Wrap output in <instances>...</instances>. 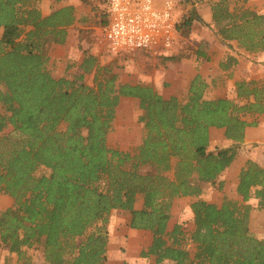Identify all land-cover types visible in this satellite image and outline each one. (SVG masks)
Wrapping results in <instances>:
<instances>
[{"label": "trees", "instance_id": "1", "mask_svg": "<svg viewBox=\"0 0 264 264\" xmlns=\"http://www.w3.org/2000/svg\"><path fill=\"white\" fill-rule=\"evenodd\" d=\"M39 1L0 0V193L14 201L0 212V241L18 264H32L27 249L39 247L47 264H106L116 210L131 214L132 229L152 233L143 257L155 264H264V239L251 231L246 204L255 198L264 208V167L249 160L241 169L242 201L201 199L235 161L246 129L264 116V82L237 81L235 99L207 100V83L197 75L184 99L165 98L153 85L122 82L116 61L103 64L88 51L80 74L56 77L51 50L66 43L76 9L65 5L44 15ZM81 2L96 11L97 0ZM195 22L210 27L192 6L180 20V36L190 37ZM212 23L223 41L264 52V14L219 0ZM122 98L139 100L142 111L144 134L134 150L108 143ZM212 128L224 129L234 146L209 151ZM42 168L48 173L38 174ZM180 198L195 199L189 237L180 224L170 228Z\"/></svg>", "mask_w": 264, "mask_h": 264}, {"label": "rangeland", "instance_id": "2", "mask_svg": "<svg viewBox=\"0 0 264 264\" xmlns=\"http://www.w3.org/2000/svg\"><path fill=\"white\" fill-rule=\"evenodd\" d=\"M229 1L231 9L245 7L242 6L241 1ZM106 2V0H97V3H94V6H97V8L100 9L99 5ZM177 2L178 17L180 21L183 16L188 14L192 6H195L196 8L197 4L204 3L211 5L212 8V4L215 1L191 0V3L189 4L186 0H177ZM60 6H65V0L62 3H56L54 0H41L38 2V7L49 13ZM84 7L88 10L92 9V6L84 5ZM101 10L100 16L103 18ZM92 11H95V9ZM91 17L92 20L91 22H88V25L73 29L75 32L73 46L68 49L63 47L65 50L62 52L63 59L58 62V65L50 63L49 68L54 76H57L56 69L58 67L62 68L65 71V76L69 78H73V76L80 74L81 71L78 66L84 58L85 51H88L89 53L97 56L103 64L116 61L119 66L122 82L153 85L165 98L177 96L184 99L188 94L191 80L202 70L204 73L208 74L207 79L209 83L207 84V89L205 91V98L207 100L218 98L235 99V82L237 81L255 80L264 82V62L262 60H258V58L255 60L251 56L246 57V64L242 68L241 73L247 77H240L239 80L236 81L231 80L232 77L229 79V75L227 73H223V71L218 68L215 63L219 60V58H221L220 52L222 49L226 47H232V49H234V46H237L239 49L241 48L235 41H233L235 45H231L230 42L223 41L218 35L217 29L213 23L206 22L210 25V27H208L199 22H195L196 28L194 31L192 29L190 37L183 38L179 36L178 43L169 52L155 54L145 51H137L134 53L115 56L109 52L108 47L102 42V34L105 28L104 22L103 24H94V15L91 14ZM241 50L247 52L244 49ZM198 51H203L206 54V57H199L197 54ZM203 64L205 67L201 68ZM67 66L69 68H67ZM92 80V76L87 77V82L89 84H92ZM141 115L142 111L139 107V100L132 98H124L121 100L116 110L113 131L110 133L108 139V143L112 148H119L121 150L128 151L134 150L140 145L144 134V126L139 121ZM11 129L12 128H9L6 132H10ZM211 132L212 136L216 138V143L209 145V151L216 152L218 150L234 146L232 141L227 140L224 129L212 128ZM253 157L259 158V160L256 161L252 159ZM249 160L257 163L259 162L258 164L264 167V149L260 148L258 144L245 146L243 143L239 145L235 163L236 167L228 171L231 173L229 178L226 180L222 179L225 176L224 172L216 184L206 186L201 199L218 205H221L225 199L242 201V198L236 193V188L240 171L244 167L243 165H245ZM45 173H48V171L44 168L40 169L38 172V174ZM226 181L229 182V185L225 184ZM221 182L223 183L222 190L219 189ZM194 201L195 199L193 198L177 199L174 202L172 210L170 228H173L175 224L182 225L187 237L190 236L194 229V216L191 210V204ZM13 203L14 201L11 197L0 193V212L10 208ZM246 204L251 206V231L256 237L264 239V208L259 207L258 200L255 198H252ZM113 215H119L121 217L131 216L129 212L112 213L108 224L109 233V230L111 229L110 221ZM149 234L152 236L151 232ZM187 248L191 252L194 251V246L191 242H189ZM128 249L129 247L124 244L116 243L113 245V251L115 253H117L116 251L118 250L121 251V253H125ZM27 253L32 258V264H47L40 247L27 249ZM138 253L139 251L137 254ZM0 264H18V255L11 254L9 250L3 246L1 241ZM147 264H155V258H150L147 261Z\"/></svg>", "mask_w": 264, "mask_h": 264}, {"label": "crops", "instance_id": "3", "mask_svg": "<svg viewBox=\"0 0 264 264\" xmlns=\"http://www.w3.org/2000/svg\"><path fill=\"white\" fill-rule=\"evenodd\" d=\"M104 4H100V9H96V11H92V9L88 10L85 9L84 4L81 2V0H65V5H72L76 9V16L77 21L74 25L70 26L68 28V36L67 41L65 45H55L53 46L51 50V64L58 65V62L62 60V52L65 51V49L70 48L73 46L74 40H75V32L73 29L76 27H83L88 25V22H91L92 17L91 14L94 15V24H100L104 22L102 16H100V10L102 11V14H104L105 10H107L108 0ZM219 1V0H214ZM241 1L242 6H245L247 8H251L253 10H256L260 12L261 14H264V0H237V2ZM214 3V2H213ZM237 6V5H236ZM84 9V10H83ZM196 9L199 13V15L205 20L207 23H212V8L209 4L200 3L197 4ZM44 15H48L49 12L42 10ZM89 13V14H87ZM196 24L193 25V31L195 30ZM106 27V26H105ZM231 45H235L234 42H230ZM221 58L216 61L215 64H217L218 68L223 71V73H227L229 76L228 78L231 80L236 81L239 80L240 77H247L243 73H241L242 68L245 66V59L247 56L253 57L255 60H262L264 62V52L260 53H248L241 49H239L237 46H234V49L232 47L230 48H224L221 50ZM233 58L235 60L234 63H232L230 66L228 64V59ZM221 65L229 66L227 70L221 69ZM80 66V64H79ZM78 66V68H79ZM205 65L203 64L201 68H204ZM67 68H69L67 66ZM80 69V68H79ZM56 77H64L65 71L62 68L56 69ZM197 75H201L202 78L206 81L208 84V74L204 73L202 70L201 72H198ZM196 75V76H197ZM195 77V76H194ZM170 98V97H169ZM124 99V98H122ZM133 99V98H132ZM214 100V99H213ZM259 125L257 127H249L246 129L245 133V140L244 145L251 146L258 144L260 148L264 149V116L259 117L258 119ZM212 129L210 130V132ZM214 138L210 136V145L212 143H216ZM260 150V149H259ZM260 153V152H258ZM252 159L258 161L259 158L253 157ZM236 159L233 162V164L225 171V176L222 178L223 180H226L229 178V175H231L230 172H228L230 169H233L236 167ZM259 163V162H258ZM244 166V165H243ZM241 169V167H240ZM226 185H229V182L226 181ZM143 206V199L140 198L136 204V208L141 209ZM113 213H124V211L116 210ZM131 223V216H119V215H113L112 219L110 221L111 229L109 230V246H108V252H107V261L106 264H147V261L150 259V257L144 258L143 253L146 252L151 245L152 236L150 231L147 230H135L130 227ZM119 243L124 244L129 247L128 251L125 253H121V251H116L115 253L113 251V245ZM139 253L137 254V252ZM152 258V257H151Z\"/></svg>", "mask_w": 264, "mask_h": 264}, {"label": "built area", "instance_id": "4", "mask_svg": "<svg viewBox=\"0 0 264 264\" xmlns=\"http://www.w3.org/2000/svg\"><path fill=\"white\" fill-rule=\"evenodd\" d=\"M177 0H108L102 42L111 54L171 51L179 41Z\"/></svg>", "mask_w": 264, "mask_h": 264}]
</instances>
